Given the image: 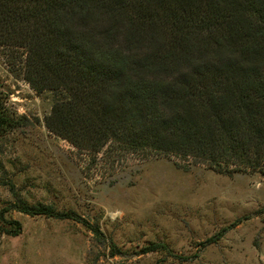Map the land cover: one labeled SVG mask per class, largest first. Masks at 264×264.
I'll return each instance as SVG.
<instances>
[{"label": "trees", "instance_id": "obj_1", "mask_svg": "<svg viewBox=\"0 0 264 264\" xmlns=\"http://www.w3.org/2000/svg\"><path fill=\"white\" fill-rule=\"evenodd\" d=\"M0 45L24 56L33 89L54 92L45 124L81 150L146 146L222 173L262 165L264 0H0ZM12 121L0 105V131Z\"/></svg>", "mask_w": 264, "mask_h": 264}, {"label": "rangeland", "instance_id": "obj_2", "mask_svg": "<svg viewBox=\"0 0 264 264\" xmlns=\"http://www.w3.org/2000/svg\"><path fill=\"white\" fill-rule=\"evenodd\" d=\"M23 57L0 45L13 120L0 131V213L21 225L0 229V264H264V160L222 173L146 146L81 150L47 128L54 92L30 86ZM22 203L71 217L30 216Z\"/></svg>", "mask_w": 264, "mask_h": 264}]
</instances>
